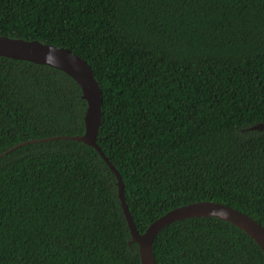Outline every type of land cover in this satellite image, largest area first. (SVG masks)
<instances>
[{
    "label": "trees",
    "instance_id": "16d2710c",
    "mask_svg": "<svg viewBox=\"0 0 264 264\" xmlns=\"http://www.w3.org/2000/svg\"><path fill=\"white\" fill-rule=\"evenodd\" d=\"M0 35L65 46L103 91L98 144L140 232L199 200L264 226V0H0ZM87 102L64 71L0 56V153L83 134ZM117 179L74 139L0 156V264H141ZM158 264H264L239 227H164Z\"/></svg>",
    "mask_w": 264,
    "mask_h": 264
},
{
    "label": "water",
    "instance_id": "95a60500",
    "mask_svg": "<svg viewBox=\"0 0 264 264\" xmlns=\"http://www.w3.org/2000/svg\"><path fill=\"white\" fill-rule=\"evenodd\" d=\"M0 56L32 61L64 71L79 85L82 90V98L87 102L84 115L85 130L83 134L55 135L30 139L5 150L0 153V156L30 142L57 139H74L94 147L116 176L118 197L131 235L129 244H138L141 264H158L153 252V244L157 234L167 225L190 217H215L228 221L252 237L264 252V226L249 214L228 204L213 200H199L173 208L154 220L144 232H140L126 200L123 177L97 142L103 122L104 97L100 83L91 65L68 47L57 46L39 39H26L8 35H0ZM263 128L264 123L261 122L247 129L262 130Z\"/></svg>",
    "mask_w": 264,
    "mask_h": 264
}]
</instances>
